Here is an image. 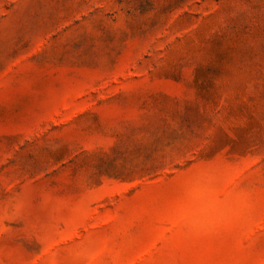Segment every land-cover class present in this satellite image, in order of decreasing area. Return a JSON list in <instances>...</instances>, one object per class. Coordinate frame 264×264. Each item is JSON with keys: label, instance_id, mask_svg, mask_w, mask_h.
<instances>
[{"label": "rangeland", "instance_id": "1", "mask_svg": "<svg viewBox=\"0 0 264 264\" xmlns=\"http://www.w3.org/2000/svg\"><path fill=\"white\" fill-rule=\"evenodd\" d=\"M0 264H264V0H0Z\"/></svg>", "mask_w": 264, "mask_h": 264}]
</instances>
